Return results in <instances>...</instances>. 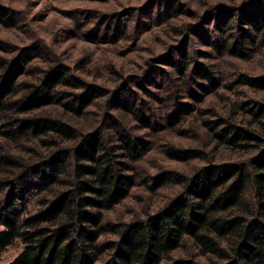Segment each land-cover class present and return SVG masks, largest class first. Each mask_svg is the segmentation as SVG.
Listing matches in <instances>:
<instances>
[{
    "label": "trees",
    "instance_id": "trees-1",
    "mask_svg": "<svg viewBox=\"0 0 264 264\" xmlns=\"http://www.w3.org/2000/svg\"><path fill=\"white\" fill-rule=\"evenodd\" d=\"M194 1L205 7L190 17L198 24L207 12L227 17L211 42L221 56L243 60L264 47V0ZM5 14L0 10L1 22ZM103 19L104 42L128 39L120 13ZM37 55L0 54V260L19 244L6 264H264V74L237 70L241 95L203 119L202 95L192 88L190 103L171 86H144H153L149 66L141 93L123 69L109 67L119 83L104 93L63 60L47 57L43 67ZM182 55L171 64L179 86L192 78ZM225 73L204 63L194 78L201 90H227ZM170 130L200 143L167 141L158 171L148 172L149 137ZM165 158L204 164L187 173L168 168ZM169 184L180 191L155 211L110 216L135 189L156 193Z\"/></svg>",
    "mask_w": 264,
    "mask_h": 264
},
{
    "label": "rangeland",
    "instance_id": "rangeland-1",
    "mask_svg": "<svg viewBox=\"0 0 264 264\" xmlns=\"http://www.w3.org/2000/svg\"><path fill=\"white\" fill-rule=\"evenodd\" d=\"M203 5L194 0H0V10L6 12V22L0 21V54L11 58L20 54L26 58L38 54V62L43 67L49 65L47 57H55L74 68L84 84L98 86L104 89V93L105 89L119 83L111 75L109 67L123 69L128 75L129 87L141 93L140 81L143 71L149 66L153 86L149 83L143 84L144 86L154 90H158L157 86L161 85L171 86L173 92L177 91L176 95L190 103L194 101L190 94L192 88L195 94L202 95V100L197 105L202 108L203 113L197 112V116L208 119L211 109L218 106L220 101L226 103L230 97L234 99L241 95L238 92L241 85L234 86L237 70L247 74H264V47L255 56L250 53L243 60L221 56L213 49L211 42L222 34L221 26L227 21V17L224 11L215 15L207 12L202 15L204 17L198 24V20L193 21L190 17L202 11L205 8ZM255 10L258 14L262 12L261 8H254ZM115 12L120 13V17L130 25L128 39L116 46L103 40V34L108 28V22L104 21L103 16ZM179 14L180 23L176 25L173 20ZM188 23L194 25L187 26ZM170 25L178 27L174 30ZM245 26L243 25L244 28ZM233 33L241 34V27H236ZM184 52L191 65L192 78L186 85L179 86L174 81L175 73L171 64L181 58ZM204 63L214 64L222 73L223 70L226 71L224 83L227 90L210 88L206 91L198 87L199 82L194 76L197 66ZM26 66L31 68L30 65ZM27 77V74L21 76ZM30 79L32 77L26 80ZM244 88L251 95L248 86ZM107 96L99 98L103 105ZM102 111L103 108L99 109L92 117L98 118ZM188 124L187 122L180 128L186 129ZM170 131L168 134L161 132L149 137L151 153L145 163L148 172L158 171V165L162 162L159 160L166 156L163 151L167 141L190 142L193 145L200 143L197 138L181 137L177 130ZM163 163L170 169L177 168L187 173H192L204 164L197 160L181 162L167 158ZM143 187L135 189L132 197L111 212L110 216L126 220L136 210L140 211L148 206L151 211H155L175 198L180 191L179 186L171 184L156 193ZM1 228L3 227L0 226ZM19 251V244L10 247L0 264L12 260Z\"/></svg>",
    "mask_w": 264,
    "mask_h": 264
}]
</instances>
